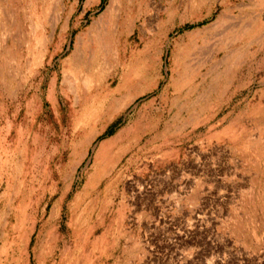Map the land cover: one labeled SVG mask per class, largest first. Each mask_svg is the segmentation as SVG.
<instances>
[{
  "label": "rangeland",
  "instance_id": "obj_1",
  "mask_svg": "<svg viewBox=\"0 0 264 264\" xmlns=\"http://www.w3.org/2000/svg\"><path fill=\"white\" fill-rule=\"evenodd\" d=\"M98 3L0 0V264H264V0Z\"/></svg>",
  "mask_w": 264,
  "mask_h": 264
},
{
  "label": "trees",
  "instance_id": "obj_2",
  "mask_svg": "<svg viewBox=\"0 0 264 264\" xmlns=\"http://www.w3.org/2000/svg\"><path fill=\"white\" fill-rule=\"evenodd\" d=\"M104 2L105 0H99L98 6H97L98 9L102 8ZM184 28L186 29L191 28V25H185ZM111 134H112V129L110 127H107L101 136H109Z\"/></svg>",
  "mask_w": 264,
  "mask_h": 264
},
{
  "label": "bare ground",
  "instance_id": "obj_3",
  "mask_svg": "<svg viewBox=\"0 0 264 264\" xmlns=\"http://www.w3.org/2000/svg\"><path fill=\"white\" fill-rule=\"evenodd\" d=\"M106 11L108 10V5H107V7H106V9H105ZM100 21V20H99ZM100 26V25H99Z\"/></svg>",
  "mask_w": 264,
  "mask_h": 264
}]
</instances>
